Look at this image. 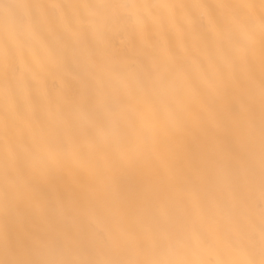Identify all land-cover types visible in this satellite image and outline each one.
Wrapping results in <instances>:
<instances>
[{"label":"snow or ice","instance_id":"1","mask_svg":"<svg viewBox=\"0 0 264 264\" xmlns=\"http://www.w3.org/2000/svg\"><path fill=\"white\" fill-rule=\"evenodd\" d=\"M0 264H264V0H0Z\"/></svg>","mask_w":264,"mask_h":264}]
</instances>
